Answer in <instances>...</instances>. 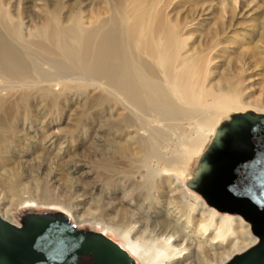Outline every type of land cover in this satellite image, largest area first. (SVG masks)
Returning <instances> with one entry per match:
<instances>
[{"label":"bare ground","instance_id":"6f19581e","mask_svg":"<svg viewBox=\"0 0 264 264\" xmlns=\"http://www.w3.org/2000/svg\"><path fill=\"white\" fill-rule=\"evenodd\" d=\"M31 1L28 6L23 0H0V169L14 154L24 158L8 177L14 192H0V220L17 224L13 213L33 201L69 212L81 207L72 193L62 202L48 185L49 175H29L30 189L40 195L21 196L20 169L30 162L25 157L36 155L26 167L41 170L46 153L53 152L69 156L66 164L75 167L69 185L82 181L77 174L87 165L99 177L103 195L92 197L98 209L75 214L77 223L90 220L112 228L144 264H227L252 248L258 237L251 223L241 215L221 214L187 183L211 143L189 158L205 133L216 124L214 137L238 113L222 109L253 107L264 115V98L244 101L238 88L243 74L264 78V18L245 46L228 23L245 0L222 3V22H213L212 5L193 3L187 9L190 0H91L88 12L82 3L69 8L64 0ZM27 7L34 18L24 13ZM68 102L94 110L79 111L75 130L85 129V121H100L106 133L87 127L93 133L85 130L89 136L82 138L81 147H89L83 164L71 148L74 136H32L34 143L28 144L15 130L18 120L21 130L33 127L35 104L52 114ZM185 122L194 123L198 133L187 147ZM174 138L188 148L175 160L168 155ZM125 166L131 170L123 171Z\"/></svg>","mask_w":264,"mask_h":264},{"label":"water","instance_id":"95a60500","mask_svg":"<svg viewBox=\"0 0 264 264\" xmlns=\"http://www.w3.org/2000/svg\"><path fill=\"white\" fill-rule=\"evenodd\" d=\"M195 177L191 189L218 210L242 215L260 239L228 264H264V115L236 113L220 125ZM29 212L23 226L0 220V264H137L121 245L79 230L64 212Z\"/></svg>","mask_w":264,"mask_h":264},{"label":"rangeland","instance_id":"374dc122","mask_svg":"<svg viewBox=\"0 0 264 264\" xmlns=\"http://www.w3.org/2000/svg\"><path fill=\"white\" fill-rule=\"evenodd\" d=\"M64 1L66 2V5H68L69 8L76 6L77 3H82L81 5L83 6V9L85 11L88 12L91 9V0H64ZM229 1L230 0H190L187 3L186 8L190 9L189 7H191L193 3H196L197 8L203 7V6L207 7V6L212 5L213 15L215 16V19L213 20V22L216 20L218 22H222V20L220 19V17H221L220 16L221 4L224 2H229ZM23 2H24V4L27 2L26 4L28 6L32 5L31 0H23ZM30 9L31 8L27 7V10L24 9V13L27 14L29 17L34 18V16H31L33 14L31 12H33V11H31ZM192 14H193V12H192ZM230 18H232V16H230ZM263 18H264V0H254V1L250 0V2L248 0H245L241 3V7L238 8L237 12L235 13V16L233 17V20L230 19V21L228 22V23H231L229 31H230V33H232L237 38V40L240 39L241 37H243V39L245 38V40H244L245 42H247V41L251 42L252 36L254 35L255 25L258 23H261ZM36 19H35L36 21L39 20L38 18H36ZM250 42H247L245 44V46L249 45ZM234 47H236V46H232V48L230 50H232ZM229 54L237 56L238 52L237 53H229ZM255 71H259V70L254 69L253 72H255ZM244 76H245L244 74H243V76H241V79H240V82L238 85L240 92L242 91L240 94L242 99L244 101L254 102L257 100V98L258 99L264 98V78L262 76H258V75H252V77L250 75H247V76H245V78H244ZM231 77H234V76H231ZM248 78H249V80H248ZM243 80H245V81L247 80V81L245 82ZM216 82L220 83L222 81L219 80ZM221 86H222V89L225 91L228 89L227 84L225 82H223ZM82 110H86L87 112H90V113L94 112V110L92 108L86 109L84 107H81L80 104H77L75 102H68L65 105H62V107H60V109H58L57 111H54L52 114L49 112L44 114L42 112L43 109L40 107H37V105L35 104V107L30 109V111H31L30 113H32L31 114L32 119L30 118V122H32L31 124L33 125V127L31 129L25 128V130H21L22 127L20 125V121L18 120L17 121L19 123L18 128L15 129L17 132L16 134H19V135H21L20 133H22V135L25 134V137L28 138L27 139L28 144H29V141L31 143H34L32 141V140H34V138H32V136L40 138L42 135H45V136L50 135L49 138H57L58 137L62 140L66 139V137L74 136L73 139H75V140H74V143H73L71 148H73L72 150L75 153H79L78 156H76L77 160H82L80 164H83L88 159L87 156L89 153V151H88L89 147L88 148H86L85 146L81 147L82 138H83L84 134L89 136L88 135L89 133H91V134L93 133V131H91V132L87 131V127L92 126L93 124L91 125V121H85V127H86L85 129L75 130V121H76L75 118H77V115ZM221 111L230 112V113L232 111H233V113L234 112H238V113H241V112L247 113L248 112L252 115L258 114V111L253 107L242 109V110H236L233 108H225V109H222ZM99 122L93 126L95 129L97 128L96 130L98 132V135L104 136V135H106V133L102 132V128L99 127L101 125V123H99ZM215 125L211 129L212 131L210 130V131L205 133L204 143L201 144L199 151L196 153V155H191L189 158H192L193 156L197 157V156H200L202 154L203 150L209 144L208 142H211L213 139L212 136H213V130L215 128ZM184 126H185V134L188 135L187 139H185V147H187V145H188L187 143L190 142L189 140L195 139L198 136V133L195 132V124L194 123L192 124V123L185 122ZM85 130L87 131L88 134L86 133ZM7 134H10V131H8ZM95 136L92 135V136H90V138L95 137ZM172 141H173V145H171V147L168 148V151L171 153H169L168 155L172 156V158L174 160H175V158L179 159V157L181 155H183L185 150L188 148L183 149L184 146L182 147L179 144L177 145L178 141L176 138H174ZM26 148H27V146L25 145V149ZM84 148H86V149H84ZM46 154H47L46 159H45L46 162L43 161L44 162V168L41 169L42 171L40 170V168H36V166L26 167L27 165H30L33 162L37 161V160H35L36 155L25 157V159L29 160L30 162H28L27 164L25 163L24 169H20V170H24V172H25L24 173V172L20 171L19 181H20V183H23L25 186V190H23L21 192V196H24V197L30 196L31 197L33 195L35 198V197H38L40 195L39 190H31L30 189L31 184H32L31 183L32 179L29 175H32V176L38 175L39 176V174H40V176H42L43 179H46L49 175L51 177L48 180V185L50 188L53 189L54 194L57 195L58 198L63 202L65 199L68 198L69 194L72 193L75 201L79 200L81 202V204H80L81 207H79L78 210H74L72 212L71 211L69 212L65 208V206H60L58 204H51V205L45 204L44 205V204H40L38 201L37 202L33 201L31 203L20 206L19 209H17L13 213V215L17 221V225L23 226V224L21 223L22 215H23L24 211L27 209H31L29 213L64 212L69 216V219H71V221L76 224V226L78 227L79 230H87L90 232L94 231V232H98V233H103L107 237H109L111 240L118 243L123 248H125V250L128 251L127 246H126V242L124 241V239L112 228L107 227V226H103L101 224L94 223L93 221H90V220L82 222V223H77L76 218L74 217L75 214H78V213L82 214L85 211V209L88 207H91L93 210L98 209L97 203L95 202V199L92 197H96V198L100 199L101 196L103 195V193H102V188L100 186L99 177H96V175H94V173H93L94 171L93 172L90 171V168L88 165L83 167V169H81V171L77 174V176L81 177L80 180H82V181H80L79 184L76 183V185L75 184L69 185L70 175L76 176L75 170L73 171V168H75L74 165L73 164H66V161H68L70 159V157L65 155V157L60 158V157L56 156V154L53 152L52 153H46ZM37 155H39V152ZM23 159H24L23 157L21 158L16 154H14L13 157L12 156L10 158L8 157L7 162H5L4 163L5 165L2 167V169H0V192L3 191V192L7 193L8 190H10L12 193L14 192L13 186H12L11 182L8 180V177H12L15 174V172H17V170H16L18 167L17 164H19L18 162L22 161ZM159 165H161V164H159ZM129 170H131L129 166H127V167L125 166L123 169V171H126V172H128ZM18 172H19V170H18ZM3 173L5 174V176L3 175ZM179 176L183 177V175H181V174H179ZM136 179H137V181L141 180L140 177H138V176H136ZM190 179L191 178H189L188 180H190ZM187 187H189V186L187 185ZM191 190H193L194 192L199 194L198 191H196L194 189H191ZM73 196H72V198H73ZM200 196H202V195H200ZM132 256L137 260V264H144V263H142V261L140 259H137L134 255H132Z\"/></svg>","mask_w":264,"mask_h":264},{"label":"flooded vegetation","instance_id":"af4514ba","mask_svg":"<svg viewBox=\"0 0 264 264\" xmlns=\"http://www.w3.org/2000/svg\"><path fill=\"white\" fill-rule=\"evenodd\" d=\"M200 166V165H199ZM199 168V167H198ZM198 170V169H197ZM193 178H194V181H193V185L194 186H198V183H199V181H200V177H195V175L193 176ZM192 178V179H193ZM191 179V180H192ZM190 180V181H191ZM189 183V182H188ZM189 188V187H188ZM193 191V190H192ZM198 194V193H197ZM200 194V193H199ZM201 195V194H200ZM201 197H203V196H201ZM202 199H204L206 202H207V200L203 197ZM208 203V202H207ZM208 205L209 206H211V207H213L212 205H210L209 203H208ZM213 208H215L217 211H219L221 214H224V215H226V214H230L229 212H222V211H220V210H218L216 207H213ZM42 213H48V212H42ZM42 213H33V214H42ZM231 214H234L235 216H237V215H240V214H237V213H231ZM242 216V215H241ZM2 218V217H1ZM3 219V218H2ZM15 225H17V224H15ZM84 231H87V230H84ZM253 231V230H252ZM88 232H90V231H88ZM92 233H98V232H94V231H92ZM255 235V234H254ZM255 236H257V235H255ZM258 237V236H257ZM258 242H260V239H258V241H257V243ZM256 243V244H257ZM256 244H254L253 246H255ZM252 246V247H253ZM125 249V248H124ZM248 251V250H247ZM129 252V251H128ZM130 254V253H129ZM131 255V254H130ZM132 256V255H131ZM133 257V256H132ZM237 256H235L232 260H231V262L236 258ZM230 263V262H229ZM228 264V263H227Z\"/></svg>","mask_w":264,"mask_h":264}]
</instances>
